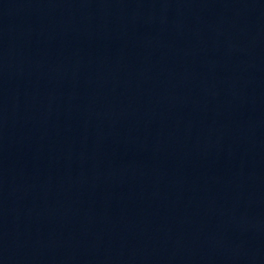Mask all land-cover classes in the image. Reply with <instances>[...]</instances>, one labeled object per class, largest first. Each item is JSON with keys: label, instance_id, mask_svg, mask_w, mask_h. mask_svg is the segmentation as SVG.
<instances>
[{"label": "water", "instance_id": "95a60500", "mask_svg": "<svg viewBox=\"0 0 264 264\" xmlns=\"http://www.w3.org/2000/svg\"><path fill=\"white\" fill-rule=\"evenodd\" d=\"M179 0H0V264H27L137 92Z\"/></svg>", "mask_w": 264, "mask_h": 264}]
</instances>
